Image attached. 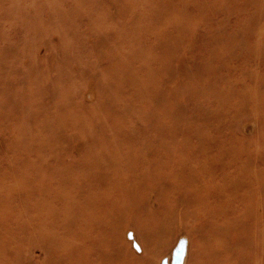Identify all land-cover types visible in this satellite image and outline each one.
Instances as JSON below:
<instances>
[{"label":"rangeland","instance_id":"obj_1","mask_svg":"<svg viewBox=\"0 0 264 264\" xmlns=\"http://www.w3.org/2000/svg\"><path fill=\"white\" fill-rule=\"evenodd\" d=\"M0 90V264H264V0H0Z\"/></svg>","mask_w":264,"mask_h":264},{"label":"bare ground","instance_id":"obj_2","mask_svg":"<svg viewBox=\"0 0 264 264\" xmlns=\"http://www.w3.org/2000/svg\"><path fill=\"white\" fill-rule=\"evenodd\" d=\"M164 13H165V12H164ZM168 14H169V13H168ZM166 16H167V14H166ZM128 72H129V70H128ZM64 73H65V72H64ZM63 75H64V74H63ZM57 80H58V78H57ZM57 80H55V82H56ZM59 80H60V79H59ZM60 89H61V88H60ZM0 91H1V90H0ZM1 93H4V92L2 91ZM7 94H8V93H7ZM5 105H6V104H5ZM157 106H158V105H157ZM4 107H5V106H4ZM162 107H163V106H162ZM168 110H169V109H168ZM115 127H116V126H115ZM118 128H119V125H118ZM117 130H118V129H117ZM121 130H122V129H121ZM122 133H123V132H122ZM131 164H132V163H131ZM129 166H131V165H129ZM115 167H116V166H115ZM132 168H133V167H132ZM133 169H134V168H133ZM116 171H117V170H116ZM130 171H131V170H130ZM263 181H264V180H263ZM263 183H264V182H263ZM261 184H262V183H261ZM134 199H136V198H134ZM116 200H117V199H116ZM118 200H119V199H118ZM118 200H117V201H118ZM102 201H103V200H101V202H102ZM94 202H95V201H94ZM103 202H104V201H103ZM110 202H111V201H110ZM113 202H114V201H113ZM134 202H135V201H134ZM85 203H86V202H85ZM92 203H93V202H92ZM96 203H97V202H96ZM108 203H109V202H108ZM120 203H121V202H120ZM135 203H136V202H135ZM87 204H88V203H87ZM105 204H107V203H105ZM105 204H104V205H105ZM115 204H116V203H115ZM138 204H139V202H138ZM138 204H137V205H138ZM110 205H111V203H110ZM113 205H114V204H113ZM132 205H133V204H132ZM84 206H85V204H84ZM105 206H108V205H105ZM120 206H121V205H120ZM125 206H126V205H125ZM125 206H124V207H125ZM130 206H131V205H130ZM134 206H136V205H134ZM80 207H81V206H80ZM103 207H104V206H103ZM108 207H109V206H108ZM110 207H111V206H110ZM124 207H123V208H124ZM127 207L129 208V206H127ZM127 207H126V208H127ZM136 207H137V206H136ZM143 207H144V206H143ZM143 207H142V208H143ZM81 208H82V207H81ZM85 208H86V207H85ZM104 208H105V207H104ZM121 208H122V206H121ZM130 208H131V207H130ZM130 208H129V209H130ZM83 209H84V208H83ZM101 209H102V208H101ZM129 209H128V210H129ZM95 210H96V209H95ZM99 210H100V209H99ZM104 210H105V209H104ZM110 210H111V209H110ZM120 210H121V209H120ZM124 210H125V209H124ZM142 210H143V209H142ZM100 211H101V210H100ZM105 211H107V210H105ZM108 211H109V210H108ZM85 212H86V211H85ZM87 212H88V211H87ZM89 212H90V210H89ZM116 213H117V212H116ZM119 213H120V212H119ZM124 213H125V212H124ZM81 214H82V213H81ZM111 214H112V211H111ZM111 214H110V215H111ZM79 215H80V214H79ZM79 215H78V216H79ZM83 215H84V214H83ZM86 215H87V214H86ZM90 215H92V214H90ZM98 215H99V214H98ZM100 215H101V214H100ZM80 216L82 217V215H80ZM93 216H94V214H93ZM107 216H108V215H107ZM114 216H115V217H118V216H120V215H117V216H116V215L114 214ZM123 216H124V215H123ZM104 217H105V216H104ZM108 217H109V216H108ZM112 217H113V216L111 215V218H112ZM125 217H126V215H125ZM130 217H131V216H130ZM79 218H80V217H79ZM87 218H89V216H88ZM100 218H101V217H100ZM100 218H98V219H100ZM73 219H74V218H73ZM75 219H78V218H75ZM80 219H81V218H80ZM82 219H83V218H82ZM84 219H85V217H84ZM106 219H107V217H106ZM113 219H115V218H113ZM116 219H117V218H116ZM116 219H115V220H116ZM86 220H87V219H86ZM102 220H103V219H102ZM108 220H109V219H108ZM111 220H112V219H111ZM120 220H121V218H120ZM106 221H107V220H106ZM109 221H110V220H109ZM112 221H113V220H112ZM125 221H126V220H125ZM131 221H132V220H131ZM140 221H141V220H140ZM76 222H78V221L76 220ZM91 222H93V221H91ZM113 222H114V221H113ZM135 222H136V221H135ZM82 223H83V222H81V224H82ZM121 223H122V220H121ZM139 223H140V222H139ZM70 224H71V223H70ZM75 224H77V223H75ZM75 224H74V226H75ZM81 224H80V225H81ZM136 224H137V223H136ZM104 225H105V224H104ZM82 226H83V225H82ZM102 226H103V225H102ZM69 227H71V226H69ZM83 227H85V226H83ZM83 227H82V228H83ZM87 227H88V226H87ZM90 227H91V226H90ZM93 227H94V226H93ZM99 227H100V226H99ZM99 227H98V229H99ZM108 227H109V226H108ZM145 227H146V226H145ZM91 228H92V227H91ZM117 228H118V227H117ZM117 228H116V229H117ZM85 229H86V227H85ZM88 229H89V228H88ZM100 229H101V228H100ZM146 229H147V228H146ZM91 230H92V229H91ZM118 230H119V229H118ZM71 231H72V230H71ZM74 231H75V230H74ZM79 231H80V229H79ZM98 231H99V230H98ZM96 232H97V231H96ZM74 233H75V232H74ZM112 233H113V230H112ZM79 234H80V233H79ZM84 234H85V233H84ZM116 234H118V233H116ZM71 235H73V234L71 233ZM81 235H82V234H81ZM91 235H92V234H91ZM73 236H74V235H73ZM66 237H67V235H66ZM84 237H85V235H84ZM92 237H93V236H92ZM86 238H88V237H86ZM86 238H85V239H86ZM86 242H88V241H86ZM89 255H90V254H89ZM116 255H117V254H116ZM114 257H115V256H114ZM120 258H121V257H120ZM97 259H98V258H97ZM115 259H116V258H115ZM118 259H119V258H118ZM62 260H63V259H62ZM100 260H101V259H100ZM63 261H65V260H63ZM96 261H97V260H96ZM117 261H118V260H117ZM61 262H62V261H61ZM85 262H86V261H85ZM106 262H108V261L106 260ZM112 262H113V260H112ZM112 262H111V264H112ZM119 262H120V261H119ZM58 263H59V262H58ZM83 263H84V262H83ZM86 263H87V262H86ZM65 264H66V263H65ZM70 264H71V263H70ZM100 264H101V263H100ZM121 264H122V263H121Z\"/></svg>","mask_w":264,"mask_h":264}]
</instances>
